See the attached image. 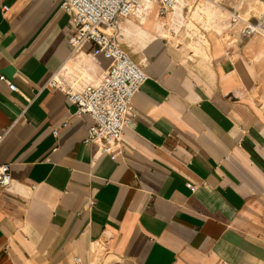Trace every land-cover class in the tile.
<instances>
[{"label":"crops","instance_id":"obj_1","mask_svg":"<svg viewBox=\"0 0 264 264\" xmlns=\"http://www.w3.org/2000/svg\"><path fill=\"white\" fill-rule=\"evenodd\" d=\"M157 7L118 30L149 79L113 161L48 87L97 84L109 61L72 53L58 2L0 0V162L13 178L0 264H88L95 248L123 264H264V37L234 32L196 54L161 33Z\"/></svg>","mask_w":264,"mask_h":264},{"label":"built area","instance_id":"obj_2","mask_svg":"<svg viewBox=\"0 0 264 264\" xmlns=\"http://www.w3.org/2000/svg\"><path fill=\"white\" fill-rule=\"evenodd\" d=\"M54 1L71 19L68 44L72 53L79 54L89 45L92 57L97 61L99 58L109 61V66L97 84L79 86L54 78L48 87L66 94L68 101L76 107L75 116H88L92 120L84 143L98 145L103 153L115 161L120 155L124 130L134 121L133 99L149 79L144 68L118 42L120 25L146 5L156 4L159 14L167 15L177 5L190 0ZM255 1L263 6L255 21L244 20L236 11L230 13V22L233 27H238L237 32L242 39L256 34L264 37V0ZM1 79L12 91H18L14 84ZM58 133L59 129L53 131L55 136ZM11 167L9 163L0 162V197L13 182ZM195 190L193 187L192 191ZM95 206L93 199L86 203L89 210ZM74 264H83L82 258H74Z\"/></svg>","mask_w":264,"mask_h":264},{"label":"rangeland","instance_id":"obj_3","mask_svg":"<svg viewBox=\"0 0 264 264\" xmlns=\"http://www.w3.org/2000/svg\"><path fill=\"white\" fill-rule=\"evenodd\" d=\"M215 4L220 6V11L215 10ZM262 10L263 6L255 0H190L177 5L167 15H160L157 7L159 22L164 24L161 29L163 34L175 45L186 46L196 54H204L208 40L224 42L238 31V27H233L230 22L231 12L236 11L241 17L255 21ZM221 12L225 13L222 20L219 18ZM88 264L123 263L111 261L105 257L103 250L95 248Z\"/></svg>","mask_w":264,"mask_h":264},{"label":"bare ground","instance_id":"obj_4","mask_svg":"<svg viewBox=\"0 0 264 264\" xmlns=\"http://www.w3.org/2000/svg\"><path fill=\"white\" fill-rule=\"evenodd\" d=\"M214 7H215V10L216 11H220L221 9H220V6H218V5H214ZM152 8V7H151ZM154 8V7H153ZM175 9H176V7H175ZM181 11V10H180ZM179 15H180V13H179ZM202 15V14H201ZM224 16H225V13L223 12H221V15L219 16V18H220V20H222L223 18H224ZM244 20H247V19H245L244 18ZM159 29H163V26H164V24L163 23H160L159 25ZM163 30H161V32H162ZM169 31V30H168ZM163 33V32H162ZM169 33V32H168ZM164 35V34H163Z\"/></svg>","mask_w":264,"mask_h":264}]
</instances>
